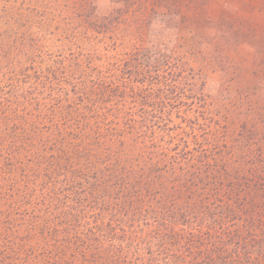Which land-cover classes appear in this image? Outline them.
Wrapping results in <instances>:
<instances>
[{
    "label": "trees",
    "instance_id": "obj_1",
    "mask_svg": "<svg viewBox=\"0 0 264 264\" xmlns=\"http://www.w3.org/2000/svg\"><path fill=\"white\" fill-rule=\"evenodd\" d=\"M3 53L0 264H264V208L244 180L208 187L147 140L155 97L129 107L124 82L160 63L127 61V79L105 80L109 60L34 67Z\"/></svg>",
    "mask_w": 264,
    "mask_h": 264
},
{
    "label": "rangeland",
    "instance_id": "obj_2",
    "mask_svg": "<svg viewBox=\"0 0 264 264\" xmlns=\"http://www.w3.org/2000/svg\"><path fill=\"white\" fill-rule=\"evenodd\" d=\"M0 48L34 67L109 60L105 80L127 79L124 62L156 60L114 89L133 109L135 93L155 97L147 140L187 158L208 187L243 179L242 196L264 208V0H0Z\"/></svg>",
    "mask_w": 264,
    "mask_h": 264
}]
</instances>
